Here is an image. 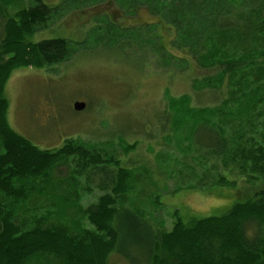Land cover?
I'll return each mask as SVG.
<instances>
[{"label":"trees","instance_id":"1","mask_svg":"<svg viewBox=\"0 0 264 264\" xmlns=\"http://www.w3.org/2000/svg\"><path fill=\"white\" fill-rule=\"evenodd\" d=\"M34 2V6L18 13L21 26L15 21L6 22L15 40L10 36L0 47V264H109L114 253L131 264H140L130 253L134 247L147 253L145 264H264V133L260 130L257 133L261 143L246 148L252 140L247 139L251 127L243 125L238 128L240 132L227 139L200 118L193 121V97L169 100V107L179 115L173 129L175 124L177 128L191 121L187 137L189 141L195 140L194 150L215 159L224 158L219 161L225 172L219 174L215 183L210 181V188L237 185L244 175L256 179L259 187L255 184L251 196L234 203L218 217L186 220L176 213L172 231L161 233L141 222L140 216L130 209L118 207V200L128 192L131 172L126 168L119 169L107 183L101 182L100 186H104L99 187L104 193L96 204L84 210L78 202V189L86 188L77 177L106 169V164L112 162L111 156L72 141L55 153L38 148L10 128L6 117L9 102L4 96L13 69L58 65L72 52V43L67 39L25 43L21 40L22 32L31 34L33 27L72 6L81 12H113L112 18L107 13L99 14L98 18L104 19L101 23L107 24L93 33L101 40L105 33L115 31L112 41L118 43L128 38L121 34L126 33L123 25L116 23L123 19L119 12L146 11L168 24L175 34L174 45L186 52L200 72L201 81L196 82L194 92L220 93L223 98L227 95L228 100L235 89L243 88L248 103L240 108L244 118H251L253 110L264 109V0H62L54 7L41 0ZM82 18L80 15L79 19ZM156 25L145 22L139 30H131L130 38H143L161 60L169 63L172 58L161 43V36L155 35ZM141 29L147 32L143 34ZM239 46H244L243 52L236 49ZM186 66L190 68L189 62ZM259 71L260 79L256 81L253 76ZM254 88L257 89L252 92ZM223 105L226 109L228 102ZM69 162L74 166L65 182H71L74 189L71 194L66 193L69 196L64 208L59 196L52 197L57 202L60 224L50 222L53 211L47 210L39 216L30 214L32 218H27L29 223L25 225L21 215L28 214L29 203L36 200L34 197L46 199L50 195L46 191L53 181L51 172ZM65 207L82 213L91 229L81 221L74 222V227L63 225Z\"/></svg>","mask_w":264,"mask_h":264},{"label":"rangeland","instance_id":"2","mask_svg":"<svg viewBox=\"0 0 264 264\" xmlns=\"http://www.w3.org/2000/svg\"><path fill=\"white\" fill-rule=\"evenodd\" d=\"M41 1L54 7L62 0ZM34 5V0H0V47L10 36L15 40L6 22L15 21L21 26L22 18L18 13ZM103 13L113 16V12H81L70 6L62 14L48 18L43 25L33 27L31 34L22 32L21 40L25 43H38L46 38L67 39L72 43V52L58 65L13 69L4 90L9 102L6 117L10 128L38 148L53 153L72 141L111 156L112 162L106 164V169L77 177L86 188L85 191L78 189V202L84 210L96 204L104 193L100 189L104 186H100L101 182L107 183L119 169L126 168L131 172L128 192L118 200V207L130 209L154 231L171 232L177 220L176 213L186 220L226 214L234 203L251 196L252 188L259 185L256 179L244 175L237 185L210 188V181L215 183L219 174L225 172L220 163L224 158L217 156L215 159L194 150L195 140L189 141L187 137H190L191 125L188 124L191 121L177 128L175 124L173 129L179 115L171 110L169 100L193 97L192 108L196 111L192 112L193 121L200 118L227 139L240 132L241 126L251 127L247 139L252 140L246 148L262 141L257 132L264 133L263 107L253 110V117L244 118L240 107L248 101L244 99L243 88L235 89L228 100L227 95L223 98L220 93L194 92L196 82L201 81L200 72L186 52L174 45L175 34L168 24L146 11L119 12L118 16L123 19L115 22L123 25L126 33L121 34L128 36L127 39L113 42V31L97 40L93 32L107 24L101 23L103 18H98ZM145 22L160 24L155 26L154 32L161 36L160 41L172 58L169 63L161 60L143 38L139 41L130 38L131 30H139ZM153 44L157 45L154 39ZM236 49L243 52L244 46ZM261 72L253 76L256 81ZM77 101L86 103L81 112L73 108ZM227 102L225 109L223 104ZM73 166L74 163L69 162L55 167L51 172L53 181L47 187L51 198L59 196L62 199V208L69 196L66 193L71 194L74 189L71 182H65L72 175ZM49 196L46 199L34 197L36 200L29 203L28 214L21 215L25 217V225L32 218L30 214L39 216L47 210L53 211L50 222L60 224L57 202ZM75 210L63 209V225L74 227V222L81 221L91 229L82 213ZM130 253L140 264H145L147 253L136 247L130 249ZM109 264L131 263L114 253Z\"/></svg>","mask_w":264,"mask_h":264},{"label":"water","instance_id":"3","mask_svg":"<svg viewBox=\"0 0 264 264\" xmlns=\"http://www.w3.org/2000/svg\"><path fill=\"white\" fill-rule=\"evenodd\" d=\"M85 108H86V104L83 103V102H76V103L74 104V109H75L77 112H81V111H83Z\"/></svg>","mask_w":264,"mask_h":264},{"label":"bare ground","instance_id":"4","mask_svg":"<svg viewBox=\"0 0 264 264\" xmlns=\"http://www.w3.org/2000/svg\"><path fill=\"white\" fill-rule=\"evenodd\" d=\"M73 108H74V105H73ZM75 110V109H74ZM76 111V110H75Z\"/></svg>","mask_w":264,"mask_h":264}]
</instances>
